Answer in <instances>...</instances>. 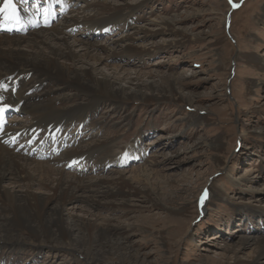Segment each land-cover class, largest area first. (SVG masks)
<instances>
[{"label": "rangeland", "instance_id": "obj_1", "mask_svg": "<svg viewBox=\"0 0 264 264\" xmlns=\"http://www.w3.org/2000/svg\"><path fill=\"white\" fill-rule=\"evenodd\" d=\"M63 2L59 4L64 10L71 0ZM97 6L116 8L125 20L107 29H92L80 20L70 28L69 37L97 43L114 39L117 51L127 44L144 49L135 56H112L105 49L100 54L110 68L125 64L128 70L151 71L160 78L176 74L181 94L142 89L146 100L102 102L86 112L84 121L69 125L61 136L66 135V142L59 155L29 156L85 178L110 177L118 170L131 174L161 148L180 151L152 165L147 178L121 183L131 193L128 210L96 206L97 223L104 224L101 229L112 225L114 234L132 243L133 252L150 264H246L253 246L238 248L235 241L264 235V0H77L53 23L65 22L70 15L95 16ZM160 18L173 19L174 27L188 36L162 30L156 22ZM136 27L153 32L146 29L143 37ZM191 35L197 38L190 39ZM100 66L104 71L106 66ZM31 91L38 94L35 101L55 100L63 110L86 101L51 80ZM8 119L7 124L23 126L30 122V114L22 111ZM32 145L27 146L30 152L34 146L41 149ZM87 145L110 146L106 161L100 160L101 152L60 162L75 150L85 152ZM3 184L13 185L12 179ZM38 186L36 190H41ZM210 188L212 195L211 190L207 194ZM146 194L160 205L143 207L149 203ZM82 200L78 196L68 201L66 214L83 217L88 208ZM54 205L57 199L48 200V207ZM18 235L16 241H0V264H128L112 255L105 260L86 257L63 249L61 241L31 238L24 230ZM257 260L264 264V257Z\"/></svg>", "mask_w": 264, "mask_h": 264}, {"label": "bare ground", "instance_id": "obj_2", "mask_svg": "<svg viewBox=\"0 0 264 264\" xmlns=\"http://www.w3.org/2000/svg\"><path fill=\"white\" fill-rule=\"evenodd\" d=\"M76 1L71 0L67 7H72ZM14 2L18 4L16 0ZM51 3L52 0H48V8L39 7L38 12L33 14L22 12L20 8H17L19 22L0 27V84L7 89V91L0 89V97H3L0 100V106L9 104L19 111L30 114V122L27 125H16L13 121H9L0 133V241H16L15 239L20 235L18 231L24 230L31 238L42 237L48 239L49 243L61 241L63 249L78 251L86 257L105 260L107 256L112 255L119 262L150 264L152 262L149 263V260L138 252H133L132 243H127L123 237L114 234L112 225L107 224L105 229L100 228L104 224L97 223L95 207L128 210L126 201L131 193L130 190L122 189L121 183L147 178L153 172L152 165L167 155L180 151L163 152L166 148H161V152L154 154V158L148 160L143 167L134 168L131 174L118 170L110 177L80 178L53 165L52 167L46 162L31 158L27 146L36 144L42 149L48 145V141H52L54 144L52 149L59 151V146L56 145L65 138L66 135L61 136L67 132L69 125L74 120L84 121L86 112L102 102L111 101L117 104L122 102L121 100L127 101L133 98L146 100L147 97L141 92L142 89L169 90L170 93L180 95V88L176 85V74L171 73L160 78L157 75L151 76V71L128 70L124 68L125 64L110 68L107 58L100 54L101 49L110 51L112 56H123L125 53L129 54L128 56L130 54L135 56V54H141L138 51L144 49H137L127 44L117 51L114 49V39L110 43H97L87 38L71 39L69 37L70 28L80 20L92 29H107L114 22L124 21L123 15L116 8L97 6L95 16H65V22L46 26L44 21L54 16L56 11L50 6ZM2 4L3 0H0V5ZM60 4L66 3L60 2ZM65 8L64 10L68 9ZM95 17H100V21L92 19ZM2 19L3 17L0 16V20ZM174 20L160 18L156 22L167 33L172 32L175 35L178 32L187 37L188 34L184 30L174 27ZM9 27L19 28L18 33H8ZM146 29L153 32L150 28L136 27V31H141L143 37L148 35V32L144 31ZM194 35H191L190 39L197 38ZM129 36L128 33V38ZM101 64L106 66L104 71L100 68ZM30 79H33L34 83L28 86ZM49 80L70 89L74 95L86 98V101L64 110L55 106V100L35 101L38 94L30 90L37 86L43 87ZM136 91L138 93H131ZM184 95L188 101L192 100L189 93ZM134 146L135 144L132 145V149ZM108 151L110 146H105L104 149L87 145L85 152L80 154L78 150H75L67 155L68 157L60 158V162L77 161L84 156L101 155V152L103 153L99 156L100 160L106 161ZM130 153L132 157L131 150ZM54 155L59 153L56 152ZM6 179H12L13 185L5 186L6 184L3 183ZM37 185H40L44 191L36 190ZM210 190L211 188L207 194ZM153 193L154 196L157 195ZM212 193L213 190L211 195ZM78 196L83 205L88 208L81 218L66 214L64 209L68 201ZM53 198L57 199L58 205L48 207V200ZM145 198L149 203L143 207L160 205L150 194H146ZM164 207L169 208L167 205ZM178 210L182 212V209ZM235 244L238 248L252 245L254 254L250 261L244 263L260 264L257 259L264 257V235L242 236L235 241Z\"/></svg>", "mask_w": 264, "mask_h": 264}, {"label": "snow or ice", "instance_id": "obj_3", "mask_svg": "<svg viewBox=\"0 0 264 264\" xmlns=\"http://www.w3.org/2000/svg\"><path fill=\"white\" fill-rule=\"evenodd\" d=\"M22 4L27 3L28 0H20ZM234 7L236 5H233ZM0 16L3 17L2 20H0V27H3L5 24H12V23H18L19 17H18V10L17 5L14 2V0H3V4L0 5ZM7 30L11 31L12 28L9 27ZM0 89H4L7 91L6 87L3 84H0ZM3 97H0V100H2ZM8 110V105L4 104L0 106V119H2L4 113ZM2 127V125H0ZM201 200H203V196L201 197Z\"/></svg>", "mask_w": 264, "mask_h": 264}]
</instances>
